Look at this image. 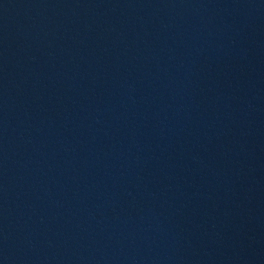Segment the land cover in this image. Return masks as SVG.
<instances>
[{"label":"water","instance_id":"1","mask_svg":"<svg viewBox=\"0 0 264 264\" xmlns=\"http://www.w3.org/2000/svg\"><path fill=\"white\" fill-rule=\"evenodd\" d=\"M0 264H264V0H0Z\"/></svg>","mask_w":264,"mask_h":264}]
</instances>
